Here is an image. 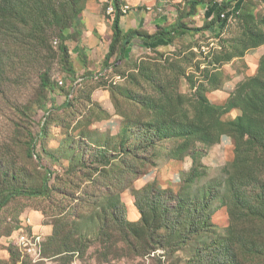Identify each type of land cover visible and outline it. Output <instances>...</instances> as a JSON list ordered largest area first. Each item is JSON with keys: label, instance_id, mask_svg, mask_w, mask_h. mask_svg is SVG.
<instances>
[{"label": "rangeland", "instance_id": "rangeland-1", "mask_svg": "<svg viewBox=\"0 0 264 264\" xmlns=\"http://www.w3.org/2000/svg\"><path fill=\"white\" fill-rule=\"evenodd\" d=\"M190 1L122 0V11L129 6L126 15L137 17L142 26L138 29L153 34L157 24L170 26L180 16L188 27H202L218 5L233 1L234 8L223 16L227 26L221 39L210 32L185 33L157 50L137 39L127 59L118 62L114 56L107 66L112 0H21L12 17L0 19V170L4 165L10 178L17 177L9 183L0 173V264H15L10 249L18 252L17 264H59L58 246L71 247V241L81 236L90 244L70 264H187L198 242L180 251L159 249L156 257H137L123 244H114L123 235L115 225L102 230L97 218L82 225L74 219L106 206L103 197L110 184L126 205L125 217L140 220L137 203L145 204L146 196L142 187L155 182L157 189L178 192L186 178L183 174L192 167L189 152L200 148H204L200 172L189 193L201 195L209 186L217 193L210 209L216 228L206 241L212 244L218 236L227 235L235 242L227 232L231 223L227 164L233 156V139L225 136L207 146L193 141L185 147L181 139L154 137L146 125L149 113L129 96L151 93L153 82H176L177 78L176 88L189 94L186 75L203 78V68L222 49L221 41L243 48L246 37L243 42L240 39L247 22L264 31V0H208L212 1L209 7L200 6L195 15L188 14ZM131 23L129 16L125 29L130 30ZM61 46L68 49L67 60ZM263 57L264 44L217 65L221 84L207 92L210 101L225 105L252 75L250 63L260 58L259 68ZM198 62L196 71L193 67ZM44 73L50 79L47 89L41 83ZM237 114L232 110L224 119ZM152 139L155 144L143 149ZM135 146L140 147L137 159L129 153ZM46 168L57 177L50 196L15 195L1 206L12 188L40 187ZM133 169L141 173L138 180ZM66 214L68 223L62 220ZM90 225L93 231L84 229ZM70 231L75 233L73 238ZM56 234L62 243L51 242ZM104 239L110 242L101 243ZM24 242L29 245L25 247Z\"/></svg>", "mask_w": 264, "mask_h": 264}, {"label": "trees", "instance_id": "trees-1", "mask_svg": "<svg viewBox=\"0 0 264 264\" xmlns=\"http://www.w3.org/2000/svg\"><path fill=\"white\" fill-rule=\"evenodd\" d=\"M20 1L0 0V19L8 20L6 17H12L10 13L17 9ZM211 2L191 0L188 14L195 15L200 6L209 7ZM112 4L114 13L109 15L113 35L107 48L106 66L114 56L118 62L127 59L132 48L136 46L137 39L148 43L154 50L165 42L173 43L185 33L193 35V32H210L213 37L221 39L227 26L223 16L234 8L233 1H226L215 8L213 18L206 21L202 27L190 28L182 21L183 16H180L177 23L170 26L157 24V31L151 34L138 28L126 30V13L122 11V0H112ZM39 14L46 13L41 11ZM245 37L243 48L234 45L230 47L221 41L222 49L214 55V61L203 68L202 73H206L203 78L196 80L194 73L186 75L191 90L189 94H184L176 88V83H179L177 78L176 82L169 79L157 83L152 81L153 92L129 95L149 113L150 119L146 125L154 137L181 139L186 143L185 147L193 141L204 142L207 146L221 142L225 136L233 139V157L227 164L230 165V196L227 205L231 218L227 232L235 237V242L232 243V239L227 238V235L218 236L212 244L206 241L208 235L216 228L210 212L211 202L217 195L215 188L209 186L201 195L189 193L199 176L198 166L204 148L198 149V152H189L193 165L183 174L186 178L178 192L166 190L164 187L157 189L155 182L149 183L147 188L142 187L146 196L145 204L137 203L141 213L140 220L132 221L125 217L126 205L119 196L113 194L109 184L103 197L106 198V206L100 211L75 216V224L80 222L82 225L97 218L102 230L115 225L123 235L121 239L114 241V244H123L137 257L152 254L156 257L159 249L180 251L198 242L187 264H264V57L257 73L244 79L225 105L214 104L207 97L208 91L217 89L221 84L219 76L221 77L222 72L217 65L230 62L235 57H243L248 50L264 44V31L250 22L245 24L240 40L243 42ZM61 51L67 60V47L61 46ZM200 65L198 62L193 68L198 71ZM211 67H215L214 70ZM41 83L45 89L50 88V79L46 73L41 75ZM232 110L238 111L237 116L224 119ZM184 142H179V146ZM154 144L155 140L152 139L143 149H150ZM123 145H126L125 142ZM139 149L140 147L131 149L129 153L136 159L140 158L136 157ZM107 165L108 163H105V166ZM46 172V179L40 187H32L27 191L21 187L12 188L3 196L1 206L6 205L15 195L50 196L57 177L51 168H46ZM0 173L9 183L17 179L16 175L9 177V170L4 165ZM131 173H135L134 180L141 177V173L135 172V169L131 170ZM97 202L96 197L94 203ZM148 213L151 216L147 217ZM67 218L68 214L64 215L62 220L67 221ZM84 229L93 231L94 225ZM74 235L73 231L69 232V237L73 238ZM58 241V234L51 237V242ZM71 242L74 244L71 247L58 246L55 250L60 254L59 264H70L75 255L83 254L90 244L84 236ZM107 242L110 241L104 239L101 243ZM10 254L13 262L17 264L18 252L10 249Z\"/></svg>", "mask_w": 264, "mask_h": 264}, {"label": "crops", "instance_id": "crops-1", "mask_svg": "<svg viewBox=\"0 0 264 264\" xmlns=\"http://www.w3.org/2000/svg\"><path fill=\"white\" fill-rule=\"evenodd\" d=\"M127 14V13H126ZM129 16H131V25L129 26L130 27V29H132V28H138V27H142V26H138V24L139 23H137L138 21H137V17L135 16V15H126V18H125V21L126 22H128V17ZM100 20H103V18L102 19H100ZM100 20H99V22H100ZM147 23V22H146ZM149 27V26H148ZM144 28V27H143ZM127 30V29H126ZM152 34V33H151ZM260 59V58H259ZM259 59H256V61H252L251 63H250V67H251V70H252V75H254V74H256V72H257V68H258V62H259ZM230 85V84H229ZM225 94H227V95H229V93L228 92H224ZM223 141V140H222ZM230 147L232 148V151H233V148H234V145L231 143L230 144ZM191 156V155H190ZM233 157V156H232ZM191 159H192V165H193V158L191 157ZM231 159V158H230ZM230 159H228V160H230ZM206 164V163H205ZM191 165V166H192ZM190 170V169H189Z\"/></svg>", "mask_w": 264, "mask_h": 264}, {"label": "built area", "instance_id": "built-area-1", "mask_svg": "<svg viewBox=\"0 0 264 264\" xmlns=\"http://www.w3.org/2000/svg\"><path fill=\"white\" fill-rule=\"evenodd\" d=\"M112 13H114V11H112V5H111V6L108 7V14H112ZM24 245L26 247V245H29V243H25L24 242Z\"/></svg>", "mask_w": 264, "mask_h": 264}, {"label": "bare ground", "instance_id": "bare-ground-1", "mask_svg": "<svg viewBox=\"0 0 264 264\" xmlns=\"http://www.w3.org/2000/svg\"><path fill=\"white\" fill-rule=\"evenodd\" d=\"M129 8V6H126V8L124 9V12L127 13V9ZM112 11H114L113 7H112Z\"/></svg>", "mask_w": 264, "mask_h": 264}]
</instances>
